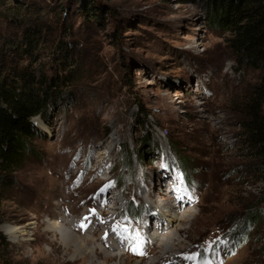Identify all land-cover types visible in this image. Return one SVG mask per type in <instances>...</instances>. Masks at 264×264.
Segmentation results:
<instances>
[{"label": "rangeland", "instance_id": "374dc122", "mask_svg": "<svg viewBox=\"0 0 264 264\" xmlns=\"http://www.w3.org/2000/svg\"><path fill=\"white\" fill-rule=\"evenodd\" d=\"M79 1L0 0V60L50 71L62 29L85 71L76 99L52 106L48 124L37 119L47 135L36 143L41 158L2 192L3 262L100 264L98 248L117 244L110 254L124 255L109 264H264V183L240 139L261 71L237 63L202 1L94 0L105 7L103 26L81 17ZM28 28L42 35L33 58L21 44ZM171 211L193 215L177 222ZM160 220L171 224L159 229ZM55 222L93 256L66 249L49 230ZM4 225L25 234L12 242ZM153 233L173 235L175 247L164 251Z\"/></svg>", "mask_w": 264, "mask_h": 264}, {"label": "trees", "instance_id": "16d2710c", "mask_svg": "<svg viewBox=\"0 0 264 264\" xmlns=\"http://www.w3.org/2000/svg\"><path fill=\"white\" fill-rule=\"evenodd\" d=\"M199 1L205 6L208 24L228 36V48L237 63L261 71L258 83L253 86L243 105L246 120L243 122L244 132L240 139L242 148L256 164L264 183V0L195 2ZM79 4V13L83 19L91 21L90 17L94 18L103 26L106 13L104 6L94 0H80ZM69 15L66 12L65 17ZM63 25L66 27V24ZM61 31L64 32L63 38L60 37L59 42L54 43V60L50 71H40L33 64L20 65L0 60V199L5 189L15 185L17 173L26 163L31 158H41L36 143L46 139L47 135L37 119L48 124L52 106L76 99L71 89L75 90L85 78L77 44L69 41V31ZM113 37L120 39L114 33ZM41 39V33L35 28L23 31L21 44L24 54L33 58ZM141 114L136 121L144 127L147 116ZM153 138L149 133L144 136L143 144L147 154H154L157 148ZM125 212L134 215L136 209L125 207ZM256 218V213H251L250 220ZM7 245V239L0 231V256ZM2 264L11 263L3 262L2 259Z\"/></svg>", "mask_w": 264, "mask_h": 264}, {"label": "bare ground", "instance_id": "6f19581e", "mask_svg": "<svg viewBox=\"0 0 264 264\" xmlns=\"http://www.w3.org/2000/svg\"><path fill=\"white\" fill-rule=\"evenodd\" d=\"M187 205V204H186ZM152 207H154V205L153 206H151V208ZM185 207V206H184ZM150 211H152L153 212V210H151L150 209ZM154 213V212H153ZM171 213L174 215V217H172L171 218V220L172 221H183V222H185V221H187V216L191 213L192 215H193V213H192V211L191 212H185L184 213V215H182L181 217H176L177 215H175L174 214V212H172L171 211ZM163 214H166V215H168V216H171V214L170 213H168V211H165V213H163ZM172 215V216H173ZM191 216V215H190ZM166 218V217H165ZM164 221L165 220H160L159 222H158V226H159V229L161 228V229H163V224H164ZM177 221V222H178ZM166 222V221H165ZM169 223L171 224V222L169 221ZM170 224H168V222H166L165 223V226L167 225H170ZM2 230H3V232L6 234V236H8L9 237V239L12 241V242H18V240H19V238L21 237V236H23L24 234H25V230L23 229V228H20V227H18V226H14V225H4L3 227H2ZM49 230H51L52 232H56V233H59V235L61 236V239H62V242H63V244H64V246L66 247V249H74V251L76 252V255H77V257H83V256H87V255H90V256H93V254H94V251H92V250H90V249H88V248H86L85 246H84V244H83V242L78 238V237H76L75 236V234L74 233H71L70 231H67V230H65V228H63V226L60 224V223H58V222H55L53 225H50V227H49ZM82 230V229H81ZM163 231V230H162ZM180 234V231H177V235H179ZM169 238L168 239H160V237H159V235H158V233H153L152 234V239L154 240V241H157V243L159 242L160 243V247H162L163 248V250L164 251H167V250H169V249H172V248H174L175 247V243L177 242V240L173 237V235L172 236H168ZM85 238V237H84ZM128 239H130V236H128ZM115 242L116 243H119V244H121L122 245V243H123V240H115ZM113 244V243H112ZM117 246H120V245H117V244H115V245H113V246H111L112 248H111V252H108L107 250H102L101 248H98L101 252H102V254H104L105 255V259H104V261L103 262H101L100 264H109L108 262H109V260H111L112 258H120V257H122L123 255H117V254H110V253H114L116 250H118V248H116ZM67 250V251H68ZM69 253V252H68ZM169 252H166V254H168ZM177 253V252H176ZM115 255V256H114ZM169 258V257H168ZM85 259H82L81 261H84ZM161 260V259H160ZM158 262V261H157Z\"/></svg>", "mask_w": 264, "mask_h": 264}, {"label": "snow or ice", "instance_id": "6c2138e0", "mask_svg": "<svg viewBox=\"0 0 264 264\" xmlns=\"http://www.w3.org/2000/svg\"><path fill=\"white\" fill-rule=\"evenodd\" d=\"M186 259H195L194 257H186Z\"/></svg>", "mask_w": 264, "mask_h": 264}]
</instances>
